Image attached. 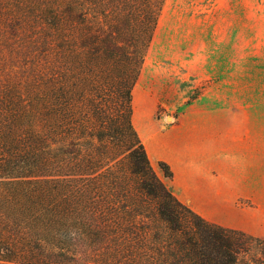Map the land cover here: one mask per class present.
<instances>
[{"label": "trees", "instance_id": "16d2710c", "mask_svg": "<svg viewBox=\"0 0 264 264\" xmlns=\"http://www.w3.org/2000/svg\"><path fill=\"white\" fill-rule=\"evenodd\" d=\"M165 0H0V264H264L167 188L132 123Z\"/></svg>", "mask_w": 264, "mask_h": 264}, {"label": "crops", "instance_id": "0c3cea01", "mask_svg": "<svg viewBox=\"0 0 264 264\" xmlns=\"http://www.w3.org/2000/svg\"><path fill=\"white\" fill-rule=\"evenodd\" d=\"M162 12L171 35L222 36L224 43L177 44L175 128H158L156 102L135 121L132 114L133 126L155 173L161 178L159 162L171 170L164 183L176 198L210 223L256 236L248 226L264 227V113L249 103L245 63L233 74L237 63L229 55L210 52H231L232 36L264 35V0H165Z\"/></svg>", "mask_w": 264, "mask_h": 264}, {"label": "rangeland", "instance_id": "374dc122", "mask_svg": "<svg viewBox=\"0 0 264 264\" xmlns=\"http://www.w3.org/2000/svg\"><path fill=\"white\" fill-rule=\"evenodd\" d=\"M245 10L246 5H240ZM201 14H204L201 12ZM165 13L162 12L158 19L156 31L154 33L153 40L149 46L146 59L141 70L139 79L134 86H142L143 92L150 96H154L153 102L149 99L148 106L145 109L146 114L150 107L155 104V110L153 112V119L156 122L158 128L164 129V127L175 128L178 122V114L180 111L181 99L177 95L176 90V45L177 44H191L198 42H211V43H224V37H187V36H176L169 33L173 24L170 22L164 23ZM210 39V40H209ZM225 40H228L225 37ZM230 46L233 48L232 51L226 49L223 52L216 50L210 52L216 59H220L228 55L233 61V64L237 63V67H233V74L238 73L240 70L239 61H242L241 70L244 71L248 77V96L249 103H255L258 107H261L264 113V35H253L249 34L246 36H232L230 37ZM246 45V52H239L237 45ZM181 45V44H180ZM144 75V81L142 76ZM155 76L154 83H150L151 78ZM161 85V86H160ZM153 87V89H152ZM133 88V89H134ZM133 92V91H132ZM190 102V101H189ZM145 114V115H146ZM138 118V117H137ZM136 118V119H137ZM135 119V120H136ZM264 119V116H263ZM134 120V121H135ZM147 121V120H146ZM145 121V124H146ZM144 123V121H143ZM143 135H146L147 129L145 126L141 129ZM264 135V133H263ZM264 149V140H263ZM156 170L161 174L162 172L155 166ZM166 181V180H164ZM173 194V193H172ZM190 196V195H189ZM263 205H264V192H263ZM264 217V211H263ZM248 232L256 234V237L264 239V227L255 228L248 226Z\"/></svg>", "mask_w": 264, "mask_h": 264}, {"label": "bare ground", "instance_id": "6f19581e", "mask_svg": "<svg viewBox=\"0 0 264 264\" xmlns=\"http://www.w3.org/2000/svg\"><path fill=\"white\" fill-rule=\"evenodd\" d=\"M144 75H145V73L142 76V81H144ZM151 78L152 79L150 80V83L155 84L154 83L155 76L152 77V75H151ZM152 89H153V87H152ZM132 98H133V102H132V104H133V120H135L139 115H142L143 113H145V111H146L145 109L147 108V106L149 104L148 100L150 99L153 102L154 96L146 95L143 92L142 86L140 85V86H137L133 89Z\"/></svg>", "mask_w": 264, "mask_h": 264}]
</instances>
